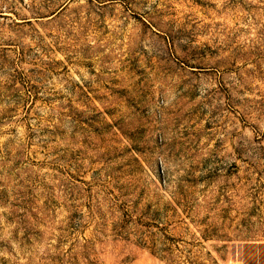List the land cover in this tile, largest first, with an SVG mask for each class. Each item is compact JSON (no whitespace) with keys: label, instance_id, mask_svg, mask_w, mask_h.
<instances>
[{"label":"rangeland","instance_id":"1","mask_svg":"<svg viewBox=\"0 0 264 264\" xmlns=\"http://www.w3.org/2000/svg\"><path fill=\"white\" fill-rule=\"evenodd\" d=\"M0 264H264V0H0Z\"/></svg>","mask_w":264,"mask_h":264}]
</instances>
